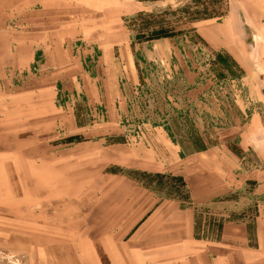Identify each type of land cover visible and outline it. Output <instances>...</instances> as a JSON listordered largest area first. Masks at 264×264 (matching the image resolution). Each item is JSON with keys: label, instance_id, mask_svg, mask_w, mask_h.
<instances>
[{"label": "rangeland", "instance_id": "1", "mask_svg": "<svg viewBox=\"0 0 264 264\" xmlns=\"http://www.w3.org/2000/svg\"><path fill=\"white\" fill-rule=\"evenodd\" d=\"M21 2L29 4L16 12ZM34 9L52 16L25 28L11 19L29 22ZM63 10L80 19L65 21ZM1 22L48 36L53 60L44 65L39 57L22 73L7 68L17 88L10 83L0 94L8 111H0V156L7 162L0 170V264H75L66 251L77 229H65L63 220H85L103 193L94 180L109 174L135 179L155 195L182 197L187 206L189 191L174 172L110 166L101 156L97 164L88 155L92 146H159L155 130L175 135L181 151L188 146L199 157L209 151L217 161L210 167L214 184L222 178L228 187L220 202L196 208L197 238L217 241L229 222L255 228L264 216L257 180L264 181V155L251 135L259 126L264 134V77L254 73L257 66L245 71L227 50L242 48L253 62L264 58V0H0ZM233 23L241 37L231 44ZM15 49L13 64L27 69L31 50ZM255 114L262 123L252 122ZM43 145L48 154L37 156ZM86 238L93 244V235Z\"/></svg>", "mask_w": 264, "mask_h": 264}, {"label": "crops", "instance_id": "2", "mask_svg": "<svg viewBox=\"0 0 264 264\" xmlns=\"http://www.w3.org/2000/svg\"><path fill=\"white\" fill-rule=\"evenodd\" d=\"M28 4L22 3L17 8L19 11L16 12L24 11ZM32 11L35 14L29 22L23 18V15L11 19L16 20V25L20 23L25 28L33 24L34 18L46 23V20L52 16V13L43 15L41 10ZM58 14L65 21L80 19V15L75 17L73 12L67 10L60 11ZM66 23L63 22V25ZM233 26L234 34L232 31L227 36L231 44L239 42L241 37L238 26L234 23ZM48 38V36L28 34V31L23 29H9L8 22L0 23V94H7L11 89V84L13 89L17 88L11 81L7 68H12L15 73L25 72L29 69V65H32L39 57L45 59L44 65L51 63L53 57L49 54ZM66 38L68 39V36ZM16 46L19 49L31 50L27 69L21 70L13 64V60L19 55L17 49L13 50ZM227 51L245 71L257 66L258 69L254 73L264 77V70L259 71V64L264 63L262 54L260 60L253 62L251 54L247 51H244V54L241 53L242 48L238 51ZM0 111L7 114V103L0 106ZM251 117H253L252 122L257 125L263 121L260 114ZM42 125L45 130V125ZM48 128L50 124L47 125ZM36 129L40 130L39 126ZM50 129L52 131V126ZM66 130L65 128L64 134L69 135L70 131ZM260 131L259 126L253 131L251 140H253V146L258 155L263 156L264 142L261 144L262 139L258 140V138H263L264 134H259ZM153 133L159 140V146L148 147L145 143H137L133 148L92 146L89 154L80 152L81 154L75 155L81 157L87 154L92 155L91 162L94 161L97 164L101 162L102 157L103 164L125 167L129 170L162 175H165L167 171L174 172L176 176L181 177L189 191L187 206H182L184 204L182 197L172 199L167 194L155 195L149 189L144 191L146 188L140 189L135 185L139 182L129 177L109 174L105 181L94 180L103 187V193L97 196V200H94L93 195L90 196L91 201L95 202L94 210L88 213L85 220H81L82 215L76 218L65 217L63 220L65 229H77L73 232L74 237L71 240L74 244L66 251L69 258L74 260L75 264H264V216L262 214L256 218L253 230L250 227L245 228L244 225L229 222L223 226L221 236L217 241L203 240L195 236L196 208L220 202L216 200L227 193L228 187L224 186L222 178L218 186L214 184L217 173L210 167L214 168L217 163L216 157H210L209 151L199 157L200 150H190L188 146H184L185 149L181 151L182 146L172 141L176 139L172 133V137L165 131L155 130ZM39 134H41L40 131ZM47 136H49L48 131ZM106 149L111 150L107 152ZM1 154L2 149L0 148ZM47 154V146L36 148L37 156ZM2 160L4 158L0 156V163H4L0 170L6 171L5 163L7 162H2ZM201 167L206 174L202 172ZM205 167L211 171L209 170L208 173ZM211 173L214 176H211ZM259 173L263 175V171ZM226 178H229V173ZM235 178L237 181L241 179L238 172H235ZM257 180L261 182L259 187L264 188L263 179L259 180L257 177ZM3 183L4 178L1 176L0 185L2 186ZM164 183L167 181L164 180ZM174 200H182V203L177 204ZM253 232L255 233L254 238H252ZM89 235L94 236L93 244L89 243L86 238ZM56 259L62 260L57 257Z\"/></svg>", "mask_w": 264, "mask_h": 264}, {"label": "trees", "instance_id": "3", "mask_svg": "<svg viewBox=\"0 0 264 264\" xmlns=\"http://www.w3.org/2000/svg\"><path fill=\"white\" fill-rule=\"evenodd\" d=\"M163 37H167V35L166 34H164V35H160V36H158L157 38H155V39H159V38H163ZM170 134V136L172 137V134L171 133H169Z\"/></svg>", "mask_w": 264, "mask_h": 264}]
</instances>
